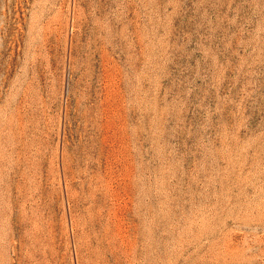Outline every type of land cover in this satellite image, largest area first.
I'll return each mask as SVG.
<instances>
[{"label":"rangeland","instance_id":"374dc122","mask_svg":"<svg viewBox=\"0 0 264 264\" xmlns=\"http://www.w3.org/2000/svg\"><path fill=\"white\" fill-rule=\"evenodd\" d=\"M0 264H264V0H0Z\"/></svg>","mask_w":264,"mask_h":264}]
</instances>
